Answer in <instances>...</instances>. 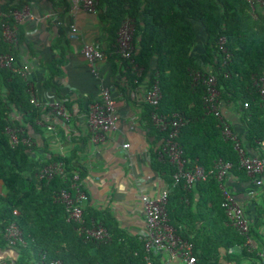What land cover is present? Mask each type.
Segmentation results:
<instances>
[{
  "label": "trees",
  "instance_id": "trees-1",
  "mask_svg": "<svg viewBox=\"0 0 264 264\" xmlns=\"http://www.w3.org/2000/svg\"><path fill=\"white\" fill-rule=\"evenodd\" d=\"M29 2L11 0L3 8L5 16L0 18V55L11 54L15 69H0V241L7 244L3 231L16 221L27 243L26 247H16L21 255L20 264H38L42 257L48 261L61 260L63 264H147L149 257L152 264H161L155 254L147 252L144 237L127 235L111 216L94 213L86 206L83 215L86 225L105 227L112 240L98 243L80 236L77 225L67 220L65 206L56 200L58 193L67 187V181L60 176L40 180L38 175L53 163H62L68 177L78 173L83 179L84 171L72 157L52 155L47 142L41 158L35 156L36 143L31 147L12 144L8 129L16 130L19 140L35 141L30 128L44 136L37 124L43 108L31 103L27 81L19 73L18 46L5 43L2 37V24L7 22L17 31L19 45L25 40L13 13L22 11ZM97 12L109 37V61L114 66L121 63L134 86L147 78L157 59L149 86L159 82L163 95L158 107L160 114L168 118L176 114L187 121L179 134L185 158L206 172L219 160L230 162L234 166L232 173L245 178L246 172L239 169L240 156L235 143L222 135L219 119L207 113L203 100L205 86L201 80L195 81V77L215 75L219 100L238 104L247 131L245 138L238 137L247 155L249 148L257 149L263 144L264 109L254 83L264 68V9L253 12L247 0H100ZM128 20L135 26L137 50L133 63L123 60L116 51L118 33ZM197 23L208 35L200 62L192 55ZM222 37L231 56L226 65L219 50ZM134 65L143 70L141 76L134 72ZM64 105L69 111V105ZM14 108L22 115L21 120L12 118ZM45 111L53 112L48 107ZM152 112L153 108L146 104V120L162 141L165 135L153 126ZM160 153L161 149L153 154L152 166L168 185L169 225L177 236L193 244L198 262L223 264L246 260L262 264L258 255L264 250L260 246L261 223L250 224L248 235L254 250L249 251L246 237L228 222L217 177L210 175L189 188L183 180L174 181L176 167L167 157L161 158ZM260 210L262 218L264 205ZM199 223L202 225L197 227ZM237 249L242 250L240 256L232 253Z\"/></svg>",
  "mask_w": 264,
  "mask_h": 264
},
{
  "label": "crops",
  "instance_id": "crops-1",
  "mask_svg": "<svg viewBox=\"0 0 264 264\" xmlns=\"http://www.w3.org/2000/svg\"><path fill=\"white\" fill-rule=\"evenodd\" d=\"M10 2L0 0V13L4 14L3 8ZM17 12L23 15L18 24L25 37L18 46L20 67H27L28 80L43 108L37 124L44 136L37 135L32 128L29 130L38 148L35 156L44 157L47 142L52 155L72 157L85 173L82 179L88 194L85 206L94 213L111 216L127 235L144 237L146 221L142 198L157 197L168 190L166 181L152 166L153 154L161 149L163 140H159L156 130L146 120L144 101L157 59L147 78L134 86L121 63L114 66L108 57L91 66L82 54L84 46L89 44L108 53L109 37L98 12L73 10L70 0H30ZM195 32L192 55L200 62L208 35L200 23L196 24ZM104 86L112 89L116 100L118 130L108 133L104 142L94 144L87 116L100 99ZM55 102L69 105L70 123L45 111ZM221 112L231 129L245 138L246 125L238 104L221 102ZM11 115L16 120L22 118L15 108ZM248 154L264 157V143L257 149L249 148ZM223 184L244 208L250 224L261 223L260 246L264 249V215L262 218L260 215L264 205V175L244 178L231 173ZM155 256L161 264H186L183 259L165 252ZM20 258L19 249L0 241V264H20ZM222 263L250 264L246 260Z\"/></svg>",
  "mask_w": 264,
  "mask_h": 264
},
{
  "label": "built area",
  "instance_id": "built-area-1",
  "mask_svg": "<svg viewBox=\"0 0 264 264\" xmlns=\"http://www.w3.org/2000/svg\"><path fill=\"white\" fill-rule=\"evenodd\" d=\"M100 0H70L73 10L83 9L89 13H96L97 6ZM253 12L257 9H264V0H247ZM5 15L0 13V17ZM15 20L21 21L23 15L19 12H14ZM75 32L76 29L73 28ZM135 26L132 21L123 23L117 38L116 51L123 60H129L133 63L132 58L137 50L134 43ZM3 41L12 46H19L17 31L12 28L7 22L2 24ZM219 50L224 56V65L228 64L231 59L230 53L226 48V39L222 37L219 41ZM82 54L88 63L92 66L96 62L108 59L109 55L100 50L94 44L85 45ZM0 69H14V58L11 54L0 55ZM134 72L138 76L142 75V69L134 65ZM19 73L27 81V93L31 97V103L35 106L42 105L36 98V93L33 85L28 80L27 67L20 68ZM202 81L205 86L204 104L208 114L216 116L222 126V135L226 139H230L235 143V147L239 152L240 164L239 169L244 170L249 177L259 178L264 175V157L249 156L241 148L238 135L231 129L229 123L224 119L221 112V101L219 100L220 93L217 89L218 80L215 75L197 74L195 81ZM255 88L260 97L261 106L264 109V68L262 74L255 79ZM162 92L158 81H154L149 86L148 91L144 96V101L147 105L153 108L151 121L153 126L165 138L161 146V158L167 157L169 162L176 167V173L173 176L175 182L185 181L186 186L191 188L195 183L205 181L208 176L215 175L220 182L223 191L224 203L223 207L231 226L236 228L242 235L246 237V246L249 251L254 250V245L249 234L250 222L246 216L244 208L240 205L236 197L230 193L224 186L225 179L232 173L233 164L219 160L215 167L206 172L196 162H190L185 158L184 150L179 143L180 129L187 123L183 117L174 115L168 118L158 111L159 104L162 100ZM248 107V105H246ZM52 109L56 117L63 120L65 123H70L71 114L68 112L64 103L55 102L48 106ZM117 106L113 91L109 87H102L100 99L91 107L87 116L88 128L90 132L91 142L100 144L105 141L106 135L110 132L118 130V118L116 115ZM50 129H53L51 127ZM7 133L13 145L19 143L31 147L35 142L32 138H23L19 140L17 131L8 129ZM128 146V145H127ZM126 146V147H127ZM55 176H60L67 181V187L62 189L56 200L65 206L67 220L77 225V231L85 240L95 241L98 243H108L112 240L109 231L101 225H92L88 227L84 219V207L88 202V194L84 190L83 180L78 173L72 177H68L65 173L62 163H53L42 169L38 175L40 180H51ZM261 183V182H260ZM168 190L161 193L157 197L144 196L142 198L143 210L146 221V234L144 235L145 248L148 253L158 254L165 252L173 257L181 258L186 264H200L194 254V246L191 242L181 239L175 234L174 229L169 225L167 214ZM18 215V212H14ZM3 238L7 245L13 248L18 246L26 247L27 243L23 236V231L16 221L10 223L3 231ZM236 256H240L241 249L232 252ZM264 264V250L258 253ZM147 264H152L149 257H146ZM38 264H63L61 260L48 261L46 257H42Z\"/></svg>",
  "mask_w": 264,
  "mask_h": 264
}]
</instances>
